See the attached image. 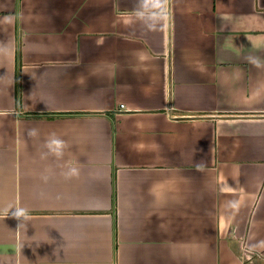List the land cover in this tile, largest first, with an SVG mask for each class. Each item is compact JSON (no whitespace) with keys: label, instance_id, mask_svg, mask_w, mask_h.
<instances>
[{"label":"crops","instance_id":"0c3cea01","mask_svg":"<svg viewBox=\"0 0 264 264\" xmlns=\"http://www.w3.org/2000/svg\"><path fill=\"white\" fill-rule=\"evenodd\" d=\"M0 264H264V0H0Z\"/></svg>","mask_w":264,"mask_h":264}]
</instances>
